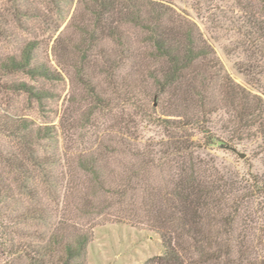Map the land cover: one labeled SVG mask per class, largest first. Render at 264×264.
I'll use <instances>...</instances> for the list:
<instances>
[{
    "label": "rangeland",
    "instance_id": "obj_1",
    "mask_svg": "<svg viewBox=\"0 0 264 264\" xmlns=\"http://www.w3.org/2000/svg\"><path fill=\"white\" fill-rule=\"evenodd\" d=\"M155 1L195 23L205 44L218 59L222 75L257 95L264 105V73L247 76L242 70L243 64L250 61L239 46L243 38L237 32L244 12L233 0ZM249 1L255 4V0ZM110 16L108 20L114 25L122 15L114 10ZM88 18L79 0H0V59L11 55L19 58L23 46L33 41L36 42L34 62L44 65L53 76L44 80L32 79L21 72L0 74V124L8 116L28 120L32 130L44 126L53 129L54 141L43 139L38 149L40 156L52 162L49 169L57 182L51 188L37 169L30 181H23L22 174L9 162L20 153L21 145L0 127V264H27L22 248L37 243L39 232L49 234L56 229L62 217L68 218L70 229L90 233L84 264H145L164 252L159 236L164 228L153 222L157 213L168 212L165 198H170L178 170L175 160L167 162L162 170L156 165L161 162L160 150L164 149L162 145L168 142L169 135L181 132L165 128L161 120H178L197 110L171 94L164 98L158 95L152 72L161 63L146 56L147 51H139L142 45L131 32L129 39L137 53L132 61L123 63L119 79L134 86V97L117 103L108 80L99 74L101 56L113 55L116 51L111 40L100 38L83 74L110 100V108L94 109V101L78 79L80 64L75 48L80 37L78 29ZM19 82L47 90L50 97L39 105L25 92L14 90L13 85ZM214 86L215 109L205 118V126L212 133L211 143L205 145L203 134L195 128L182 133L200 146L194 153L195 159L205 163L211 178L242 181L264 174L263 127L256 123L249 130H242L240 137L231 138L233 127L228 120L232 117L227 113L223 91L219 85ZM103 148L115 150L99 161L104 180L111 185L109 188L123 184L130 175L131 165L137 161L131 152L152 151L154 164L146 165V171L133 179V184L138 186L127 190L124 202L115 203V195L110 197L106 193L99 200L110 202V207L102 213L83 216L80 210L83 198L96 189L90 176L79 168L78 160L97 158ZM230 148L245 157L241 159ZM52 153H55L53 159ZM35 208L46 210L52 220L48 223L21 221L23 212ZM243 217L236 225L237 230L243 227L251 234L243 241L248 246L260 244L256 233L257 215L254 224H243Z\"/></svg>",
    "mask_w": 264,
    "mask_h": 264
},
{
    "label": "trees",
    "instance_id": "obj_2",
    "mask_svg": "<svg viewBox=\"0 0 264 264\" xmlns=\"http://www.w3.org/2000/svg\"><path fill=\"white\" fill-rule=\"evenodd\" d=\"M79 1L89 18L78 29L80 37L75 48L80 67L77 75L94 101V109L110 108V100L83 74L85 66L92 61V51L100 38L111 40L116 51L113 55L101 56L99 74L108 80L117 103L128 102L134 97V86L119 79L123 63L132 61L137 53L132 39H129L131 32L142 45L139 51H147L146 56L161 63L152 72L158 95L164 98L171 94L197 110L195 114L184 115L178 120H161L165 128L180 131L181 134L169 135L168 142L162 145L164 149L160 150L161 162L156 166L162 170L167 162L175 160L178 171L170 198H165L168 212L157 213L153 222L164 228L159 232L164 252L150 258L145 264H264V174L242 181L211 178V174L208 175L205 170V163L194 157L200 146L182 134L192 127L203 134L205 145L211 143L212 133L205 126V118L215 109L212 90L214 85H219L227 113L232 117L228 120L233 127L231 138L240 137L242 130H249L256 123L263 127L261 133L264 135L262 100L235 84L227 75H222L218 59L205 44L196 24L184 15L172 13V9L163 3L155 0ZM233 1L244 12L237 32L243 38L239 46L250 61L243 64L242 70L247 76L261 75L264 73V0H255V4L249 0ZM114 10H119L122 16L113 25L108 19ZM35 49L36 42L31 41L23 46L19 58L11 55L0 59V74L21 72L32 79H51L50 70L34 62ZM13 87L28 94L39 105L50 97L47 90L25 82L16 83ZM0 127L21 145L20 156L14 155L9 162L22 174V180L30 181L37 169L43 173L44 183L55 188L56 177L49 169L52 162L40 156L38 149L41 140L54 141L53 129L44 126L32 130L28 120L8 116H4ZM114 151L103 148L97 158L78 160L79 168L90 176L93 189H96L83 198L80 208L83 216L99 214L108 209L111 203L99 200L106 193L110 197L115 195V203L124 202L127 190L132 189L131 186H138L133 184V179L146 171V165L154 164L152 151L140 154L129 150L132 157L137 159L131 165L133 169L130 175L125 177L123 184L109 188L111 185L106 184L99 161H104L106 153ZM54 157L55 153H52V159ZM241 215H244L243 224H254L257 215L256 233L260 244L248 246L244 242L251 234L243 227L237 230ZM59 219L56 229L49 234L39 232L37 243L26 244L22 248L27 264H84L90 233L74 227L70 229L66 217ZM51 220L52 216L46 210L38 208L21 215L23 222L48 223Z\"/></svg>",
    "mask_w": 264,
    "mask_h": 264
},
{
    "label": "water",
    "instance_id": "obj_3",
    "mask_svg": "<svg viewBox=\"0 0 264 264\" xmlns=\"http://www.w3.org/2000/svg\"><path fill=\"white\" fill-rule=\"evenodd\" d=\"M233 152H236V149L235 148H230ZM237 155L242 159L245 157V155L243 153H239V152H236Z\"/></svg>",
    "mask_w": 264,
    "mask_h": 264
}]
</instances>
